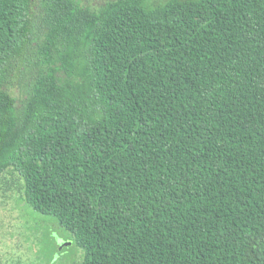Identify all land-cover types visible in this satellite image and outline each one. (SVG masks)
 Returning <instances> with one entry per match:
<instances>
[{
	"label": "trees",
	"instance_id": "obj_1",
	"mask_svg": "<svg viewBox=\"0 0 264 264\" xmlns=\"http://www.w3.org/2000/svg\"><path fill=\"white\" fill-rule=\"evenodd\" d=\"M7 170L79 264H264V0H0Z\"/></svg>",
	"mask_w": 264,
	"mask_h": 264
},
{
	"label": "rangeland",
	"instance_id": "obj_2",
	"mask_svg": "<svg viewBox=\"0 0 264 264\" xmlns=\"http://www.w3.org/2000/svg\"><path fill=\"white\" fill-rule=\"evenodd\" d=\"M76 1L96 10L110 0ZM33 20L37 17L30 18ZM33 24L36 27L37 23ZM32 45L25 47L23 63L19 58L12 62L18 71H12L7 77L8 90L17 106L22 105L32 76L38 71ZM22 193L19 175L12 170L5 171L0 178V264H79L83 253L71 241V234L54 217L39 214L24 204Z\"/></svg>",
	"mask_w": 264,
	"mask_h": 264
}]
</instances>
